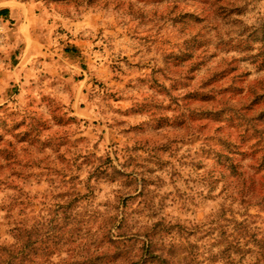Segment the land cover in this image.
<instances>
[{"label": "rangeland", "instance_id": "1", "mask_svg": "<svg viewBox=\"0 0 264 264\" xmlns=\"http://www.w3.org/2000/svg\"><path fill=\"white\" fill-rule=\"evenodd\" d=\"M6 9L1 243L23 221L28 264L263 260L264 0Z\"/></svg>", "mask_w": 264, "mask_h": 264}, {"label": "trees", "instance_id": "2", "mask_svg": "<svg viewBox=\"0 0 264 264\" xmlns=\"http://www.w3.org/2000/svg\"><path fill=\"white\" fill-rule=\"evenodd\" d=\"M0 14L2 16H8L9 10H7V9L3 10V11H1ZM241 226H242V224H241ZM10 228H11V230H9V231L11 233V236H12L11 238L14 241V243L9 244V243H1L0 242V264H28V260L30 258L29 243H28L29 242L28 241L29 235H28V231L25 227V224L23 221L15 222V223H12ZM234 230L235 229H233V231ZM236 230H235V232H236ZM224 236H226V234ZM246 238L247 237L243 236L242 234H240V235L237 234L233 240L230 239L229 236L225 238L227 249H225L224 254L229 255L228 259H230L231 256L233 255V253L230 251L232 248L237 250V253H236L237 255L239 252L242 253V251L245 249L244 246L247 247V245H248ZM252 239H251L252 244L253 245L255 244L257 246V248L261 249L262 241L264 239V235L260 239H258L255 236L252 237ZM111 242L114 244L119 243V242H113V241H111ZM233 243H234V246L232 247L231 245H233ZM259 253L258 254L264 260V251H261V252L259 251ZM158 259L162 260L163 257H158ZM263 260L257 259V264L262 263ZM161 262H163L164 264H168V260H166V258H164V260Z\"/></svg>", "mask_w": 264, "mask_h": 264}, {"label": "clouds", "instance_id": "3", "mask_svg": "<svg viewBox=\"0 0 264 264\" xmlns=\"http://www.w3.org/2000/svg\"><path fill=\"white\" fill-rule=\"evenodd\" d=\"M169 239H171V237H169Z\"/></svg>", "mask_w": 264, "mask_h": 264}]
</instances>
